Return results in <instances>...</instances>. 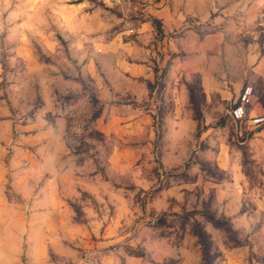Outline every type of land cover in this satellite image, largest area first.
<instances>
[{"label":"rangeland","instance_id":"1","mask_svg":"<svg viewBox=\"0 0 264 264\" xmlns=\"http://www.w3.org/2000/svg\"><path fill=\"white\" fill-rule=\"evenodd\" d=\"M263 4L0 0V264H264Z\"/></svg>","mask_w":264,"mask_h":264},{"label":"crops","instance_id":"2","mask_svg":"<svg viewBox=\"0 0 264 264\" xmlns=\"http://www.w3.org/2000/svg\"><path fill=\"white\" fill-rule=\"evenodd\" d=\"M247 61H249L250 65L246 68V71L249 74L248 78L245 79V77L238 76L231 82L235 85L238 91V95L236 96L235 100L231 103L234 105L233 107L239 104V97L242 94L243 90L246 87L251 88L250 102L245 106L246 115L243 119L238 120L236 122L231 120L229 114L228 117L233 123L251 124L252 128L255 129L254 135L264 137V125H253L251 123V120L253 118L264 117V55H260V57H257L255 59L251 57L250 59H247ZM191 64L193 63L188 62L189 67H191ZM192 68L193 71H191L192 69L188 68L189 71L187 73L185 72L184 75L189 76L190 74H192L195 70L194 67ZM199 74V84L203 93L207 92V88H216L222 82L218 81L216 77H214L212 74L210 75L205 71ZM179 83L175 85V88H177L178 90V95L181 98H186V86L184 84ZM222 83H224V81ZM191 122H193V120H191Z\"/></svg>","mask_w":264,"mask_h":264},{"label":"built area","instance_id":"3","mask_svg":"<svg viewBox=\"0 0 264 264\" xmlns=\"http://www.w3.org/2000/svg\"><path fill=\"white\" fill-rule=\"evenodd\" d=\"M111 6H122L127 0H99ZM253 43L259 55H264V4L257 10L253 20ZM251 88L246 87L239 97V104L229 111V117L236 122L245 117V106L249 104ZM253 125H264V117H257L251 120Z\"/></svg>","mask_w":264,"mask_h":264}]
</instances>
